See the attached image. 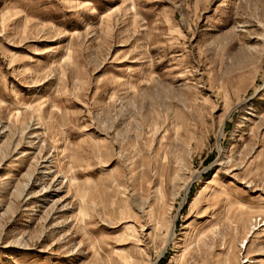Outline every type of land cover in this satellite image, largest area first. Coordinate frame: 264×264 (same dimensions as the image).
I'll return each mask as SVG.
<instances>
[{
    "label": "rangeland",
    "instance_id": "rangeland-1",
    "mask_svg": "<svg viewBox=\"0 0 264 264\" xmlns=\"http://www.w3.org/2000/svg\"><path fill=\"white\" fill-rule=\"evenodd\" d=\"M0 264H264V0H0Z\"/></svg>",
    "mask_w": 264,
    "mask_h": 264
},
{
    "label": "bare ground",
    "instance_id": "bare-ground-1",
    "mask_svg": "<svg viewBox=\"0 0 264 264\" xmlns=\"http://www.w3.org/2000/svg\"><path fill=\"white\" fill-rule=\"evenodd\" d=\"M60 8V7H59ZM61 11V10H60ZM92 13H94V12H92ZM60 14V13H59ZM232 147V146H231ZM235 147V146H234ZM229 149H232V148H229ZM229 152H231V151H229ZM228 159V158H227ZM227 159H226V161H227ZM225 161V162H226ZM227 164H228V162H227ZM222 165V164H221ZM156 225V224H155ZM154 229H153V231L151 232V234L150 235H153L154 234ZM185 239H186V236H185ZM180 242V241H179ZM176 248V247H175ZM179 248V247H178ZM179 250V249H178ZM254 263V262H253Z\"/></svg>",
    "mask_w": 264,
    "mask_h": 264
}]
</instances>
